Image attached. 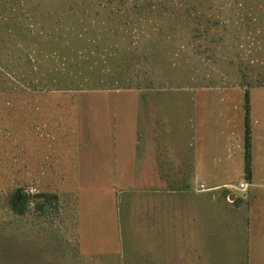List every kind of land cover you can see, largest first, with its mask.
I'll use <instances>...</instances> for the list:
<instances>
[{
    "label": "rangeland",
    "instance_id": "rangeland-1",
    "mask_svg": "<svg viewBox=\"0 0 264 264\" xmlns=\"http://www.w3.org/2000/svg\"><path fill=\"white\" fill-rule=\"evenodd\" d=\"M246 111L264 167V0H0V264H235L223 189L202 237L139 185L146 157L245 181Z\"/></svg>",
    "mask_w": 264,
    "mask_h": 264
},
{
    "label": "crops",
    "instance_id": "crops-1",
    "mask_svg": "<svg viewBox=\"0 0 264 264\" xmlns=\"http://www.w3.org/2000/svg\"><path fill=\"white\" fill-rule=\"evenodd\" d=\"M232 125V124H231ZM233 129V127L231 126ZM238 146V145H237ZM242 150V149H241ZM240 152H243L241 151ZM241 162L243 161L244 167V154L240 153ZM240 158L239 161H240ZM254 155L252 152V140H251V155H250V178L246 181L248 184L246 198L237 199L235 205H230L224 200V195L227 192L225 186H237L229 182L211 183L196 171L195 167H187L186 170L177 167L176 171H172V174L165 176L157 167L155 163H147L157 161L155 157H146L144 160L143 170L140 174L139 188L141 192L149 195L151 198L163 194H176L178 195L177 201H174L169 209L170 222L174 229L179 228L180 225L187 229V224L192 227L195 223H199V236L204 237L208 232H205V227L209 223L210 206L213 200L211 195H207L217 189H223L222 196L225 203L230 206L229 208L233 213L239 216V228L235 231V264H255L257 261L264 262V180L256 177V170L263 171L264 167H254L253 164ZM156 166V167H152ZM243 167L242 168L243 173ZM180 168L182 169L180 171ZM244 177V174H243ZM126 183L129 184L127 181ZM204 185L205 188L211 189L206 191H198V185ZM75 184H73L74 188ZM69 188V185L67 186ZM252 188V189H251ZM77 190L70 188L69 195L74 197L75 203V216L77 223V202L76 192ZM206 194V195H205ZM154 199L153 206H154ZM155 222L157 235L163 236V224L165 221L163 201H155ZM185 216V220L180 221V217ZM189 228V227H188ZM192 229V228H191ZM177 235V234H176ZM188 235V234H185ZM191 235V234H190Z\"/></svg>",
    "mask_w": 264,
    "mask_h": 264
},
{
    "label": "trees",
    "instance_id": "trees-1",
    "mask_svg": "<svg viewBox=\"0 0 264 264\" xmlns=\"http://www.w3.org/2000/svg\"><path fill=\"white\" fill-rule=\"evenodd\" d=\"M245 106H248L247 102V96H246V103ZM247 114L248 112H245V134H244V171H245V177L246 180L250 178V128L249 123L247 120ZM50 193H25L20 188H15L12 190L8 197L7 202L9 205V208L12 212H14L17 215H24L27 211V208L29 207V204L31 202H37L36 198H43L42 203H35L36 207L39 209H42L43 205L51 204L53 198H50Z\"/></svg>",
    "mask_w": 264,
    "mask_h": 264
},
{
    "label": "built area",
    "instance_id": "built-area-1",
    "mask_svg": "<svg viewBox=\"0 0 264 264\" xmlns=\"http://www.w3.org/2000/svg\"><path fill=\"white\" fill-rule=\"evenodd\" d=\"M247 188H248V184L246 181L240 182L237 186H232V185L225 186L227 192L224 195V200L226 201V203L230 205H235L237 199L246 198ZM196 190L206 191L211 189L205 188L204 185L200 184L198 185V189Z\"/></svg>",
    "mask_w": 264,
    "mask_h": 264
}]
</instances>
